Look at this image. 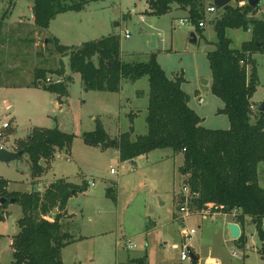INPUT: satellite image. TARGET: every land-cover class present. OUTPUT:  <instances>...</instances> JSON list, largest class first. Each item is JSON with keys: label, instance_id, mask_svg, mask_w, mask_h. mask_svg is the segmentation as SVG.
<instances>
[{"label": "rangeland", "instance_id": "obj_1", "mask_svg": "<svg viewBox=\"0 0 264 264\" xmlns=\"http://www.w3.org/2000/svg\"><path fill=\"white\" fill-rule=\"evenodd\" d=\"M232 2L236 4V0ZM10 3L12 7L5 18L8 22L30 19L33 0H0V19ZM144 5V0H90L79 11L58 14L36 35L25 23H0V125L7 122L12 132L8 136L9 127L4 131L3 147L16 151L17 141L25 139L33 127H57L74 135L70 149L56 150L40 175H32L28 155L23 153L8 163L0 162V179L8 181V191L23 193L38 187L43 192L56 179L76 185L67 200V215L61 220L62 231L73 239L61 249L65 264H130L128 257L142 255L146 256V264H190V260L180 259L183 246L194 248L200 261L211 257L220 264H264L262 244L250 217L242 226L246 242L241 246L229 236L226 223L231 216H203L192 212L189 204L185 205L188 215L179 210L180 197L185 195L181 152L162 148L133 159H119L113 141L130 128L131 140L147 131L146 76L132 83L122 82L118 92L85 91L80 74L70 70L66 54L62 57L64 72L51 74L54 78L64 77V96L29 85L35 69L57 67L56 55L51 51L52 35L59 43L76 47L116 34L123 61H147L154 53L168 78H184L182 89L189 95V107L203 119L201 125L208 129L228 128L227 116L217 113L223 102L211 92L206 57L217 39L209 20L219 16L220 10L205 11L203 36L196 35L197 42L191 43L190 33H195L196 28L185 10L172 5L169 12L154 21ZM180 19H185V25H179ZM226 35L233 39L231 45L235 48L246 36L241 29H227ZM152 36L155 46H151ZM253 58L258 83L251 97L256 106L251 110V123L258 118L257 106L264 100V53L255 52ZM245 68L249 73L250 66ZM199 98L203 102L199 103ZM97 126L106 133L104 146L84 141L83 134ZM258 182L264 188V161L258 164ZM5 211L0 220V264L13 261L11 241L19 231L22 216L17 202H10ZM184 229L195 230L190 240L183 239ZM128 243L132 247L127 248ZM231 251L239 257H233Z\"/></svg>", "mask_w": 264, "mask_h": 264}, {"label": "trees", "instance_id": "obj_2", "mask_svg": "<svg viewBox=\"0 0 264 264\" xmlns=\"http://www.w3.org/2000/svg\"><path fill=\"white\" fill-rule=\"evenodd\" d=\"M90 0H33V24L46 29L52 19L66 11H79ZM149 15L158 18L177 5L188 10L189 20L195 24L196 32L202 37L198 22L205 19V0H145ZM226 4L219 16L210 19L215 27V47L206 53L211 72L210 89L223 102L217 110L229 121L226 129H208L201 125L202 118L189 107V95L182 89L184 78L176 75L168 78L157 62L156 55L150 54L147 61L125 62L120 56V38L109 34L90 40L82 46L68 47L54 40L55 50L68 53L69 68L79 73L84 90L118 92L124 81H136L146 76L148 99L145 122L147 131L135 140L130 131L119 135L113 141L117 146L120 160L133 159L154 149L170 148L174 153L183 154L180 170L184 186L190 194L195 210L206 203L221 205L222 212L232 214L241 234L237 241L246 242L242 230L246 217H250L258 239L260 252L264 255V188L258 182V164L264 161V113L257 111L258 118L251 123V97L258 83L257 69L251 55L264 53V19L252 16L257 8L245 3ZM262 3V2H261ZM8 11L5 10V15ZM205 21V20H204ZM1 23V20H0ZM204 28V27H202ZM227 29H249L251 38L232 47ZM96 59V61H95ZM55 70L35 69L34 80L29 84L41 87L51 93L64 96L67 84L45 85L37 82L48 74H62V61ZM250 66V72L246 68ZM106 133L102 127L83 134L84 141L91 145L104 146ZM74 135L55 128L33 127L25 139L18 140L17 150L28 155L31 173L40 175L54 157L56 150L70 149ZM45 164V167L41 164ZM8 181L0 179V220L13 199L20 204L22 216L18 220L19 231L12 237L13 261L10 264H65L61 249L73 239L61 229V211L67 200L76 191V185L63 179L53 180L43 192L32 190L27 193L8 191ZM108 188V194H111ZM196 200V201H195ZM183 204L180 197V206ZM264 258V256H263ZM130 263L146 264L145 257ZM190 264H197L191 260Z\"/></svg>", "mask_w": 264, "mask_h": 264}, {"label": "built area", "instance_id": "obj_3", "mask_svg": "<svg viewBox=\"0 0 264 264\" xmlns=\"http://www.w3.org/2000/svg\"><path fill=\"white\" fill-rule=\"evenodd\" d=\"M205 2L207 3L206 8H205V11L210 12V13H213V12L216 11V7H215V5L213 4L212 0H205ZM139 19H140L141 21H143V20H144V17H143L142 15H140V18H139ZM204 23H205L204 20H200V21L198 22V27H199V28L204 27ZM179 25H181V26L185 25V19H180V20H179ZM124 35H126V36L129 35V32L126 30V31L124 32ZM37 82L40 83L41 85H42V84H45V85H51V84L64 83L65 80H64V77H63L62 75H59V76H57V77L54 78L53 75L48 74V75H46L44 78H38V79H37ZM200 101H201V99H200ZM255 107H256V106L251 105V106H250V109H251V110H254ZM8 127H9V124H8L7 122H3V123L0 125V144H1V145H2L1 140H2V138L4 137V134H5L4 131H5V129L8 128ZM2 146H3V145H2ZM110 172L113 173L114 170L111 169ZM91 184H93V183H91ZM183 192L185 193L186 201H185L183 204H181V206H179V210H180L181 212H184V216H186V215H188V212L186 211L185 205H186V204H190V203H189V202H190V199L193 198V197H195L196 195H195V194H190V193H189V189H188L187 186H183ZM222 208H223V207H222L221 205H216V204H213V203H206V204H205L200 210H195V209L193 208V211H192V212L199 213V214H201V215H203V216H206V215H213V214H218V213L223 214V215H229V216H231V218H232V222H234V221H233V217L236 215L237 211L234 210V211L232 212V214H227V213H223V212H222ZM188 211H189V209H188ZM184 216L181 215L180 217H184ZM234 223H236V222H234ZM237 224H238V223H237ZM194 233H195V230H194V229H184V230L182 231V235L185 236V237L188 238V239H190L191 236H192ZM116 244H118V243H116ZM130 247H132V246L128 243V244H127V248H130ZM231 255H232L233 257H239L238 254H237L236 252H234V251H231ZM180 259H181V260H186V259H187V260H190V257H189V254H188L187 248H185L184 246L182 247V249H181V251H180Z\"/></svg>", "mask_w": 264, "mask_h": 264}, {"label": "crops", "instance_id": "obj_4", "mask_svg": "<svg viewBox=\"0 0 264 264\" xmlns=\"http://www.w3.org/2000/svg\"><path fill=\"white\" fill-rule=\"evenodd\" d=\"M145 1V0H144ZM233 2H232V0H230V2H229V4H232ZM246 3H247V0H246ZM9 4V3H8ZM33 4V3H32ZM32 4L30 5V7H29V9H30V11H31V16H30V19H28V21H25L24 20V22H23V20H19V21H17V22H8L5 18H6V16H7V14H8V12H9V10H10V8L12 7V3H10V7L9 8H7L8 9V12L2 17V19H0L1 20V23L3 22V24H6V23H8V24H14V23H25V25H27L28 27H30V28H32L31 29V33L32 34H34V35H36L37 33H38V30L40 31L41 29L40 28H37L34 24H33V15H32ZM243 4H245L244 3V0H241V1H239V5H243ZM233 5V4H232ZM176 7H178L177 5H176ZM179 8V7H178ZM179 9H182V8H179ZM144 10H145V12L147 13V12H149V7H148V5H147V3H146V1H145V5H144ZM182 10H185L187 13H188V10L187 9H182ZM217 10H220V12H221V10H222V8L221 9H216V11ZM219 12V13H220ZM218 14V13H217ZM216 16V15H215ZM214 16V17H215ZM252 16H254V17H259V18H263L264 19V3L262 2V3H260L259 5H258V8H257V10H256V12H254L253 13V15ZM157 18H154V21L156 20ZM153 21V22H154ZM2 25V24H1ZM201 30V33H202V30H204L203 28H200ZM235 31H238L239 29H234ZM242 30V29H241ZM242 31H244V30H242ZM244 33L246 34V36L245 37H243V39H242V41H241V43L242 42H244V41H248L250 38H251V32H250V30L249 29H247V30H245L244 31ZM195 35H198V36H200L196 31H195V33H194ZM52 38H54V40H57V42H58V44H61V45H64V46H68V47H72V46H69V45H65V44H62V43H59V39L56 37V36H54V35H52ZM230 39H231V41H233V39L231 38V37H229ZM196 42H197V36H196ZM241 45V44H240ZM240 47V46H239ZM55 55H56V58H57V67H54V68H51V67H41V68H38V69H45V70H55V69H57V68H59V66H60V64H59V62L60 61H62V63H63V60H62V57L64 56V55H66L67 56V61H68V63H69V56H68V53L66 52V53H64V54H61V53H59V52H57L56 50H55V45H54V41H53V48H52V50H51ZM254 54V53H253ZM253 54L251 55V57L253 58ZM254 59V58H253ZM63 67H64V64H63ZM71 79V78H70ZM69 79V80H70ZM68 80V81H69ZM185 81V80H184ZM134 82V81H133ZM132 83V82H131ZM208 83V82H207ZM122 86V85H121ZM121 89V88H120ZM120 91V90H119ZM200 99H201V102H203V99L202 98H199V100H198V102L200 103ZM254 105V104H253ZM195 111V110H194ZM130 114H132V113H130ZM201 117V116H200ZM203 120V119H202ZM202 123V122H201ZM7 129V128H6ZM5 129V130H6ZM9 131H8V136L10 135V134H12V132H11V129H10V125H9ZM7 129V130H8ZM31 129V128H30ZM29 129V130H30ZM59 129V128H58ZM29 130H28V133H29ZM59 130H61V129H59ZM61 131H63V130H61ZM65 132V131H64ZM91 132V131H90ZM27 133V134H28ZM26 134V135H27ZM26 137V136H25ZM8 139V138H7ZM17 139V138H16ZM44 167H45V164L43 165ZM51 182V181H50ZM37 184H39V182L37 183ZM36 184V187L38 186ZM87 187V185L85 184V186L83 187V189H85ZM6 189L8 190V187H6ZM33 190H34V188H33ZM35 190H39V191H41L42 189L40 188V187H38V188H36ZM18 192V191H17ZM73 195V194H72ZM71 195V196H72ZM182 196H184L185 197V195H182ZM181 196V197H182ZM71 198V197H70ZM69 198V199H70ZM68 199V200H69ZM184 203V202H183ZM66 204H67V202H66ZM180 206V205H179ZM61 215L62 216H66L67 215V211H66V206H65V208H64V210L63 211H61ZM61 220H62V217H61ZM61 220H60V222H61ZM232 222V218H231V220L230 221H228L227 223H226V226H228V224L229 223H231ZM239 225V224H238ZM240 227V226H239ZM228 230V229H227ZM229 233V232H228ZM182 234V233H181ZM195 234V233H194ZM240 234H241V228H240ZM183 236V235H182ZM192 237V236H191ZM183 239H188V238H186L185 236H183ZM191 239V238H190ZM190 239H188V240H190ZM191 250H192V252L195 254V256H197V264H220L218 261H216V260H214V259H212L211 257H208V259H204L203 261H200V257H199V255L198 254H196V252H195V250H194V248H192L191 247ZM142 257H145V261H146V256L145 255H142V256H140V257H128V260H129V263H130V261L131 260H134V259H136V258H142ZM61 258H62V255H61ZM190 262H191V260H190ZM130 264H134V263H130Z\"/></svg>", "mask_w": 264, "mask_h": 264}, {"label": "water", "instance_id": "obj_5", "mask_svg": "<svg viewBox=\"0 0 264 264\" xmlns=\"http://www.w3.org/2000/svg\"><path fill=\"white\" fill-rule=\"evenodd\" d=\"M212 2L215 5L216 9H221L226 4H229L230 0H212ZM261 2L264 3V0H247V4H249L253 8H257ZM218 25H219V19L216 20V22H215V27H214L215 31L217 30ZM190 42L196 43V35L194 34V32L190 33ZM81 46H82V44L80 45V47ZM151 46H155V41H154L153 36H152ZM131 82H133V80H131ZM203 84H207V81H204ZM257 111L264 113V100L257 106ZM22 154H23V150L13 151V150H10V149L3 147L0 144V162L8 163L12 160L19 158ZM41 164L44 165L43 161H41ZM4 200H5V198H3V197L0 198V203H3ZM181 201L185 202L186 198L184 196H182ZM11 202H13V199H11ZM227 229H228L229 236L231 239L237 240L239 238L240 227L237 223H234V222L229 223L227 226ZM187 251H188L190 260L197 261V259H198L197 256H195V254L192 252V250L189 247H187Z\"/></svg>", "mask_w": 264, "mask_h": 264}]
</instances>
